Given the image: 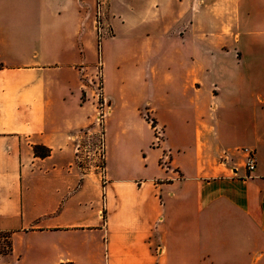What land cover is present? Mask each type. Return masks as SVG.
<instances>
[{
    "label": "crops",
    "instance_id": "obj_1",
    "mask_svg": "<svg viewBox=\"0 0 264 264\" xmlns=\"http://www.w3.org/2000/svg\"><path fill=\"white\" fill-rule=\"evenodd\" d=\"M22 1H0V264H264V0L110 1V44H140L142 64L110 73L148 98L112 106L102 167L79 158L95 138L94 0ZM143 110L169 170L149 166Z\"/></svg>",
    "mask_w": 264,
    "mask_h": 264
},
{
    "label": "rangeland",
    "instance_id": "obj_2",
    "mask_svg": "<svg viewBox=\"0 0 264 264\" xmlns=\"http://www.w3.org/2000/svg\"><path fill=\"white\" fill-rule=\"evenodd\" d=\"M2 2L8 3L9 0H0ZM22 1V0H21ZM111 0H101V3L99 5V0H94V10H93V26H94V32H95V42L94 46L89 49L90 50V57L92 58L94 62V70H95V80H94V93L93 98L95 99L94 106H93V118L91 122L92 132L95 134V138L92 139L87 134H83V136L80 138V153L79 158H81V161L83 163H91L92 161L97 163L102 167L105 163V151L108 149V133L109 131L112 132L115 129L114 122L110 119V112L112 110V106H114L115 110L122 109L117 104V102L123 101L125 102L124 110L132 109L137 104L140 103L143 106L146 104L145 100L148 98V94L141 92L138 90L136 93H133V91L123 90L119 89V86L117 82L114 80L113 75L110 73L111 63L116 62L121 63L124 66H127L128 63H134V65H137L138 68H142L141 62L136 59H133V55H131V50L141 51L140 44H136L134 46H130V44H122L121 49L117 48L120 46H117V43L114 42L110 44V38L113 37V35L107 34V30L104 29L101 31V34L97 30V15L98 12L101 14V21L103 24L109 25L107 21V12H108V6ZM24 2V1H22ZM28 3V2H25ZM28 14L26 16H21L20 21L21 24L24 22H28ZM23 25V24H22ZM24 30V28H22ZM22 33H27L25 31H22ZM28 34H30L28 32ZM111 50L107 52V50ZM117 51H119L117 53ZM117 53L113 58L110 60L107 58L106 54H113ZM253 58L251 59V61ZM137 61V62H136ZM255 62L257 60H254ZM254 61L247 64V66H256L254 64ZM259 66L264 65V59ZM258 63V62H257ZM107 65V66H106ZM108 73V76H107ZM100 82V98L98 96L99 93V87L97 85ZM107 87V88H106ZM167 88V87H166ZM170 95L174 93L173 89H168L167 91ZM109 95H113L114 97L111 99L108 98ZM101 101H104V104L102 107H100ZM158 103V107L160 111L165 110V114H168V104H170L171 101H165V104L159 99L155 100ZM146 110V109H145ZM144 111L145 119L149 123V128L142 123L141 120L134 119L133 125H135V128L137 131H140L144 138L149 139L152 135V147L154 148L153 151L149 153V166L153 167L155 171L161 169V170H169L171 169L170 164V150L165 148L163 146V142L165 139V134H162L160 137L157 133L155 128L153 127V120L155 121L154 117L148 113L150 111ZM99 112L103 114V118L101 122L98 121L99 119ZM156 122V121H155ZM156 126H158L160 129H162L163 132H165V126L164 124H160L159 122H156ZM169 127V128H168ZM118 130H129L126 129V124H119L117 126ZM116 128V129H117ZM167 130L171 135L172 141H174V138H176V133L173 132V128L171 126V123L169 126H167ZM88 130H85L87 132ZM81 133V132H80ZM175 133V134H174ZM187 134V133H186ZM102 143L104 147V154L102 153ZM92 148H94L95 154H91ZM106 148V150H105ZM247 148V147H246ZM243 147L242 149L245 151L246 149ZM250 149V148H249ZM159 151L161 152L160 157ZM246 152V151H245ZM10 250V238L8 236V233L1 232L0 233V256H4L9 253Z\"/></svg>",
    "mask_w": 264,
    "mask_h": 264
},
{
    "label": "built area",
    "instance_id": "obj_3",
    "mask_svg": "<svg viewBox=\"0 0 264 264\" xmlns=\"http://www.w3.org/2000/svg\"><path fill=\"white\" fill-rule=\"evenodd\" d=\"M100 3H101V0H99V5H100ZM96 24H97V30H98V32L100 34H101V31H103L104 29H106L107 30V34L112 35V28H111V26L110 25H106L105 26L103 24V22L101 21V14H100V12H98V15H97V23ZM97 87H99L98 96L100 98V94H101L100 93V82L97 85ZM103 104H104V101H101L100 107H102ZM102 118H103V114H101L99 112V119H98V121L99 122L103 121ZM153 122H154L153 127L155 128L156 133L161 137L162 134H164V132L162 131V129H160L158 126H156L157 124H156V122L154 120H153ZM245 151H246V153L248 155L247 156V160H246L247 169H248V171H252V170H254V168L256 166V159H255L254 151L251 150V149H249V148H246ZM102 153L104 154L103 143H102Z\"/></svg>",
    "mask_w": 264,
    "mask_h": 264
},
{
    "label": "trees",
    "instance_id": "obj_4",
    "mask_svg": "<svg viewBox=\"0 0 264 264\" xmlns=\"http://www.w3.org/2000/svg\"><path fill=\"white\" fill-rule=\"evenodd\" d=\"M34 151H35V154L38 155V156H47L50 154V148L46 147V146H42V145H36L34 147ZM1 233V232H0ZM9 236V235H8Z\"/></svg>",
    "mask_w": 264,
    "mask_h": 264
}]
</instances>
